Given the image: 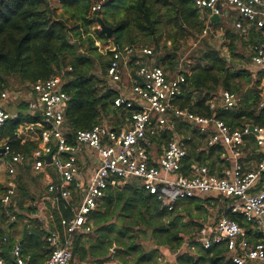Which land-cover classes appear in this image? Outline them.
Segmentation results:
<instances>
[{"label": "trees", "instance_id": "16d2710c", "mask_svg": "<svg viewBox=\"0 0 264 264\" xmlns=\"http://www.w3.org/2000/svg\"><path fill=\"white\" fill-rule=\"evenodd\" d=\"M96 5L100 6L97 16L111 29L110 39L95 29L98 24L92 8ZM230 15L223 12L220 20L211 21L209 12L199 10L194 0H0V95L21 88L33 93L32 84L64 72L62 91L69 98L63 110L64 126L71 132L89 130L105 123L114 126L115 120L129 118L136 109L113 106L119 92L107 86L111 48L144 47L133 45L152 42L150 60L140 62L160 66L168 78L174 77L175 73L184 77L182 91L172 102L174 107L222 120L231 128L263 127L264 111L257 109L259 81L252 80L245 68L249 55L238 51L244 49L245 44L240 41L244 42L245 38L233 27L234 18ZM161 24L169 29L164 42L157 37ZM206 26L211 32L202 37ZM217 30H221L222 36L215 39ZM188 39L196 42V49L186 55V59L194 63H185L187 68L179 72L178 64H183L185 53L181 42ZM217 40L227 47V56L221 54L215 43ZM255 41L264 42V38L252 30L248 42ZM96 42L104 47L111 43L105 56ZM72 43H76L78 49ZM137 60L132 57L128 65L135 67ZM136 65V69L142 66ZM133 75L138 79L135 69ZM223 91L237 96L235 106L227 111L211 110L206 103ZM20 105L25 111L28 108L26 102ZM31 114L30 111L17 114L1 131V137L12 152L29 155L37 147L35 142L22 143L16 134L20 125L41 121L40 111ZM184 124L187 126V122ZM42 131L43 128L38 129L39 135ZM67 135L72 142L69 132ZM221 153L219 146L207 147L198 153L193 146L188 153L186 151L181 173L187 175L195 161L202 162L212 173ZM38 180L31 163L21 166L11 204V211L17 218L27 220L23 224L25 234L20 233L18 240L28 264L45 260L48 253L44 231L34 219L27 217L33 208H24L26 200H34L28 187L39 184ZM217 201L219 199L194 197L177 202L172 211H167L155 196L144 191L140 181L131 179L120 186L117 179H111L98 209L90 216L91 234L74 238L72 259L78 264H105L110 260L117 264H232L224 246L204 250L192 242L196 233L190 235L193 226L200 227L193 220L192 210H201L204 204L217 205ZM223 202L221 216L235 220L247 229L252 241L259 239L260 236L249 230L239 215L227 211V201ZM4 221L0 203V258L11 263L9 251L14 238L5 233ZM4 238H7L6 242ZM187 239L192 240L189 248H197L195 255L188 254L187 249L184 251ZM145 242H151L148 248ZM161 248L175 256L174 263L160 261L163 257Z\"/></svg>", "mask_w": 264, "mask_h": 264}, {"label": "built area", "instance_id": "2783aa9c", "mask_svg": "<svg viewBox=\"0 0 264 264\" xmlns=\"http://www.w3.org/2000/svg\"><path fill=\"white\" fill-rule=\"evenodd\" d=\"M194 3L199 10H207L211 17H220L223 12H236L240 19L234 26L242 37L250 36L255 30L264 38V0H194ZM99 9L100 6L96 5L92 11ZM209 32L211 29L206 26L201 36L205 37ZM111 49L107 78L115 85L121 81L122 68L132 57L140 59L152 55V50L147 47ZM248 55L252 76L259 81L257 109L264 111V42L250 44ZM136 74L141 83H133L131 97L119 94L113 102L116 108L132 109L135 104L138 107L128 118V128L120 131L96 125L89 130L71 132L64 126L63 110L69 100L62 91L64 72L32 84L35 99L29 101L28 111H40L38 126L43 131L40 144L30 155L12 152L9 144L1 138V131L10 115L0 105V156L6 170L0 203L6 223L17 221L11 204L16 194L19 168L31 163L33 173L37 174L49 166L53 170V178L46 176L43 193L30 204L33 211L28 217L44 231L49 253L42 264H69L74 238L92 232L90 216L104 198L109 181L117 179L119 185H125L136 179L144 191L155 196L167 211H172L177 202L199 195L216 194L224 198L228 202L227 211L239 215L249 230L260 236L259 239L252 241L247 229L222 215L216 222L201 226L193 242L204 250L216 245L224 246L232 264H264V126L231 128L222 120L174 107L172 102L180 95L185 82L181 74L168 78L160 66L149 64L140 66ZM17 97V94L5 91L0 100L15 101ZM237 100L236 95L223 91L206 104L211 110L227 111L235 106ZM174 120L194 126L205 136L207 147L219 146L222 149V156L229 166L223 169L221 176L210 173L204 166H194L189 176L183 175L181 167L186 149L176 138L168 140L157 165L150 164L149 135L167 130L168 124ZM68 132L72 142L68 140ZM248 137L254 139L259 155L258 162L250 171L245 170L243 161ZM83 155L88 157L90 164L84 171ZM47 156H50L48 165ZM3 241L6 242L7 238ZM186 249L184 244V251ZM9 255L11 263L0 258V264H28L18 241L11 245Z\"/></svg>", "mask_w": 264, "mask_h": 264}, {"label": "crops", "instance_id": "0c3cea01", "mask_svg": "<svg viewBox=\"0 0 264 264\" xmlns=\"http://www.w3.org/2000/svg\"><path fill=\"white\" fill-rule=\"evenodd\" d=\"M231 12L237 14L236 12L229 11V12H225V15H227L228 13L231 14ZM220 17H218L219 18L218 20H220ZM233 18H234L233 27L235 28L234 25H235V23L237 21H239L240 17L238 15V16H234ZM225 22H226V20H225ZM244 38L248 40L249 36L248 37H244ZM252 43L253 42H249L248 43V45L246 47V52L247 53H248V47ZM108 48H109V46L106 47V50ZM135 58H137V57H135ZM141 60H150V59L148 58V56L141 57L140 59L137 60L138 63H136V64L143 65L140 62ZM248 63L245 64V68L248 69V71L250 72V75H251L252 80H257L256 78H254L252 76V73H251V70H250V68L248 66ZM136 64H135V67H134V64H132L131 67L127 64V65H124L123 68H122V71L123 70H124V72L125 71H128V74H127V78H128L127 79V83H128V86L129 87H128V89L118 87L115 90H117L119 92V94H122L125 97L126 96L127 97H131L130 92H131V87H132L133 83L140 81L138 77H137L138 79H135V77L133 75L134 69L137 70L136 69V67H137ZM150 65H153V63H151ZM136 76H137V74H136ZM117 84H122V76H121V81L119 83H117ZM17 95H18V97H17V99H18L19 98V94L17 93ZM34 97L35 96L31 92L27 94V98H26V104H27V106H28L29 101H34V99H35ZM16 100H15V102H16ZM12 102L13 101L2 102L0 100V105H2V107L10 114L11 119L16 118L17 114H23V115L26 114V112L28 111V108L25 111V109H23L22 107H19L21 109H19V108L15 109V111L12 112V113L9 112V109L7 110L5 108V105H6V103H10L11 104ZM134 108L136 110H133V111H137L138 110L137 104H135ZM31 115H33V113ZM177 121L178 122H183V123L186 122V121H181V120H174L172 122L175 123ZM39 123H36V124H24V125H20L17 128L16 134H17V136L19 138H21L22 143H27V142L34 143L35 142L37 144V147H38V145L40 144V140H39L40 135H39L38 129H41L38 126ZM114 124H115L114 126L112 124L110 125V124H106V123L105 124H102V125L105 126V127H107V128H109V129H111V130H114V131L125 130V129L128 128V118H125V119H122V120L119 119V122H118V120H115V123ZM167 128H168L167 130H164V131L160 132L157 135H149V138H150V148L148 149V153H149V158H150V164L151 165H157V162L160 159V157L162 156L163 150H164V148H165V146H166V144H167V142H168V140L170 138H176L177 140H180L184 144L187 153L193 148V146L195 147V152L196 153H198L200 151L202 152V151H204V150L207 149L206 141H205L206 140L205 139V136H203V135L200 134L202 136V137H200V135L196 133L197 132V129L194 126H192L190 123L187 122V136H185V137H178L174 133V130L170 129L169 127H167ZM3 140L5 142H7L5 139H3ZM246 142H247V144L245 146V156L243 157L244 158L243 161L245 163V165H244L245 170L246 171H250V170H252L254 168V166L258 162L259 155H258L257 148H256V146L254 144V139L252 137H248L246 139ZM35 149H33V150H35ZM33 150H31L30 153ZM30 153H29V155H30ZM201 157H202V155H201ZM213 158H215V156ZM2 159L3 158L0 156V169H2L4 171V173H5V178H4V181H3L5 183V180H6V170H5V163L3 162ZM82 161H83L82 169L84 171L85 168L88 169L90 167V164L88 162V157L86 155H83ZM46 165H48V164L46 163ZM194 166H204V167L208 168L206 165H203L202 162L195 161L188 168V170H187V176L190 175V171H191L192 167H194ZM227 166H229V162H227L223 158L222 153H221V155L219 156V159H217L216 162H215V165H214V167L212 169V174H216L218 176H221L223 169L226 168ZM208 170L211 171L209 168H208ZM34 175H36V176L39 177V180L38 181L40 183V186L42 184L43 185V189H44V183L43 182H44L46 176H48V175L53 178V170L49 166H47V167L43 168L40 173H37V174H34ZM262 177H263V182H264V174L262 175ZM120 186H122V185H120ZM3 188H4V184H3ZM196 197H198V198H204L205 197V198L219 199V201H221L222 204H224L223 200H225L224 198H222V197H220V196H218L216 194H210V195H207V196H205V195L200 196L199 195V196H196ZM225 206L228 207V202H227V204ZM22 222L18 226L17 225L18 223L16 224V222L13 223V224H9V223H6V220L4 221L3 228L5 230V233L8 234L9 237H13L14 238V241H18L19 242L18 239H19L20 233H23V231H25L23 224L24 223H27V220H22ZM208 223H211V222H207V224ZM191 241L192 240L187 239L185 245L187 246V252H188V254L195 255V250L197 248H194V249L193 248H189L190 247L189 242H191ZM46 248H47L48 253H49L48 247H46ZM1 251H2V248L0 247V253H1ZM48 253H47V255H48ZM160 253L163 256L160 259V261L162 263H166V262L174 263L175 256L173 254H171L170 252H168L166 249H163V248L160 249ZM9 257H10V255H9ZM226 257H227V255H226ZM26 258H27V260L30 259L29 257H26ZM44 261L45 260L38 259V261L35 264H42ZM105 264H117V263L115 261H113V260H110V261H108Z\"/></svg>", "mask_w": 264, "mask_h": 264}, {"label": "rangeland", "instance_id": "374dc122", "mask_svg": "<svg viewBox=\"0 0 264 264\" xmlns=\"http://www.w3.org/2000/svg\"><path fill=\"white\" fill-rule=\"evenodd\" d=\"M234 16H238V15L231 12L230 17H234ZM227 26H229V25H227ZM231 27H232V25H231ZM95 29H98V27H96ZM168 30L169 29L165 24H161L159 26V31H158L157 37L160 39V42L165 41L167 34H168ZM216 32H217V34H216L215 39H218L222 36V34H221L222 32H221V30H219V31L217 30ZM243 41L244 42L240 41V43L242 45L245 44L244 49L243 48L238 49V51L241 52L242 54H244L246 52V47L249 43L247 39H243ZM215 43H216L217 47L219 48L221 54L227 56L228 55L227 47L224 45H221L222 43H220L218 40ZM96 45L99 47L100 52L105 56L106 47H104V45L99 44L98 42H96ZM108 45L110 46L111 43H109ZM167 45H169V42L167 43ZM181 45H182V50L185 53H183L184 55L182 57L183 58L182 59L183 64L181 62L178 64L177 71H179V72L183 71L184 67L187 68V66L184 65L185 63L186 64H193L194 63L192 60L189 61L188 59H186V55L191 53L193 50L196 49V42L193 39H188V40L182 41ZM133 46H144V47H147V48H150L151 50H153L152 42L138 43V44H135ZM236 60L239 61L240 59H236ZM239 62H241V61H239ZM242 65H243V63H242ZM97 72L100 73V69H98ZM127 74H128V71H125V72H124V70L122 71V84L115 85V84L109 83V81H107V86L112 88V89H116L118 87L128 89L129 86L127 83V79H128ZM175 74H173V75L175 76ZM7 91L10 93H14V94L18 93L19 94V98L16 100V102L13 101L14 103L13 102L11 104L6 103V105H5V108L7 110L9 109V112H11V113L14 112L15 109L21 107L20 104L22 102H26L27 94L30 93L29 90H27L26 88L25 89L21 88L17 92L12 91V90H7ZM19 109H21V108H19ZM167 127L174 130V133L178 137L187 136V126L183 122H178V121L175 123L170 122ZM4 178H5V173L2 169H0V197L2 194V190H3L2 188H3V184H4V182H3ZM28 189H29L30 195L33 197L34 200L33 201L26 200V204L24 205V208L30 206V204L32 202L36 201L42 195L43 190H44L43 185L41 184V186H40V183L39 184H30ZM222 206L223 205H222L221 201H217V205H215L214 203H212L211 205H207V204L205 205L204 204V206L201 208V210H192L191 214H192L193 220H195L196 223L200 225V227L202 225L207 224V222H211V223L216 222L221 217V208H223ZM23 213H25V212H23ZM28 214L29 213H27V215ZM197 216H198V219L196 218ZM188 220H190V217ZM21 222H22V220L21 219L19 220L17 218L16 224L18 223L17 224L18 226L20 225ZM198 228H199V226H193L191 228L193 230H192V233L190 235H194L195 233H197ZM149 244H151V242H145V247L148 248ZM113 261H115V260H113ZM69 264H78V263H77L76 259L73 258V259H71Z\"/></svg>", "mask_w": 264, "mask_h": 264}, {"label": "water", "instance_id": "95a60500", "mask_svg": "<svg viewBox=\"0 0 264 264\" xmlns=\"http://www.w3.org/2000/svg\"><path fill=\"white\" fill-rule=\"evenodd\" d=\"M93 17L96 20L97 24H98V29L101 30L106 36L107 38H111L112 37V33H111V29L107 26H105V24L101 21V19L97 16V11L93 12ZM219 18L217 16H212L211 17V21H217ZM73 46L78 49V46L76 43H72ZM252 129V127H251ZM1 151V150H0ZM46 163L49 164L50 163V156L46 157ZM23 233L25 234V231H23Z\"/></svg>", "mask_w": 264, "mask_h": 264}, {"label": "bare ground", "instance_id": "6f19581e", "mask_svg": "<svg viewBox=\"0 0 264 264\" xmlns=\"http://www.w3.org/2000/svg\"><path fill=\"white\" fill-rule=\"evenodd\" d=\"M31 91H32V89H31ZM33 92V91H32ZM7 102V101H6ZM10 115V114H9ZM11 119V116H10V118H9V120ZM6 124V123H5ZM5 126V125H4ZM4 128V127H3ZM2 138V137H1Z\"/></svg>", "mask_w": 264, "mask_h": 264}]
</instances>
